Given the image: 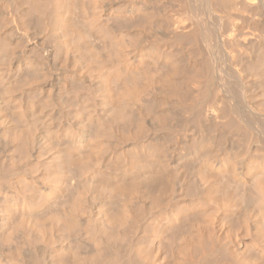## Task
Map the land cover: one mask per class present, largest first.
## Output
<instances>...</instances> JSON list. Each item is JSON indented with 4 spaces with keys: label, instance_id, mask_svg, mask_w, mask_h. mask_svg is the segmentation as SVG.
<instances>
[{
    "label": "bare ground",
    "instance_id": "1",
    "mask_svg": "<svg viewBox=\"0 0 264 264\" xmlns=\"http://www.w3.org/2000/svg\"><path fill=\"white\" fill-rule=\"evenodd\" d=\"M180 207L167 264H264V0H0V264H158Z\"/></svg>",
    "mask_w": 264,
    "mask_h": 264
},
{
    "label": "rangeland",
    "instance_id": "2",
    "mask_svg": "<svg viewBox=\"0 0 264 264\" xmlns=\"http://www.w3.org/2000/svg\"><path fill=\"white\" fill-rule=\"evenodd\" d=\"M52 45H54V43H51ZM89 47V45H88ZM80 50H83L84 52L85 49L82 47H78ZM202 211L198 208V207H180L176 209V216L175 219H171L170 218H164L161 216V218H163L162 220H160L161 218H159L158 220V224H153L152 226H154L153 228H151L152 226H149L150 230L148 227L145 230V233L149 236V238L147 237L146 239V243L142 245L144 249V255L148 256L149 258V262H158V264H167L166 262L171 260V255L172 252L174 253V251L176 252L177 249L176 246L179 244V242L183 239V237H189L191 236V233H194L195 229L193 228V225H199L202 224L204 222V219L201 215ZM218 217V218H217ZM221 217V218H220ZM213 220L215 218L213 223V220H210L211 218H208V222L213 223L214 225H218L219 228V224L221 225H225L224 227L226 228H231L234 230V227L236 228L237 226V222L235 223V219L233 217H231L230 215H224L220 213H218V215L216 214L214 217H212ZM167 219V220H166ZM204 224V223H203ZM236 224V226H235ZM222 226V227H223ZM147 229H149L152 232V236L151 232L147 233ZM148 230V231H149ZM245 234L242 235L241 238L244 237ZM246 237H249L247 234L245 235ZM244 244H246L245 246L247 247V251L245 252V254H240L243 255L242 257V261H240V259H238V264H245V263H249L252 264L253 262H256L257 258L259 257V254L252 250L250 251L249 249L251 248L250 244H251V240L249 238H245L242 239ZM248 240V241H247ZM250 243V244H249ZM249 244V245H248ZM250 247V248H249ZM240 255L238 256L239 258ZM150 257L154 258V260L152 259V261H150ZM160 259V260H157ZM148 261V260H147ZM161 261V263H159ZM258 263L261 264L259 258H258ZM243 262V263H242ZM255 264V263H253Z\"/></svg>",
    "mask_w": 264,
    "mask_h": 264
}]
</instances>
